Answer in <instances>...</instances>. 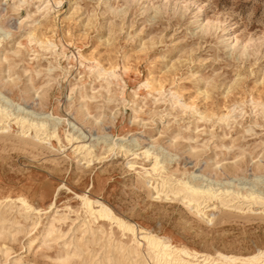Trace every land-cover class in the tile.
Masks as SVG:
<instances>
[{
    "label": "rangeland",
    "instance_id": "rangeland-1",
    "mask_svg": "<svg viewBox=\"0 0 264 264\" xmlns=\"http://www.w3.org/2000/svg\"><path fill=\"white\" fill-rule=\"evenodd\" d=\"M0 31L1 108L46 119L47 130L54 125L60 136L52 145L37 141L33 129L24 135L12 120L0 130V264H137L115 249L132 238L115 224L97 219L92 229L79 227L88 218L82 193L201 253L264 249L263 203L211 200L200 213L160 191V178L152 181L143 169L155 153L171 183L193 172L214 189L264 193V0H0ZM96 60L115 75L98 76ZM11 79L13 87L5 84ZM147 79L162 93L146 87ZM66 128L94 152H73ZM114 138L126 147L106 150ZM17 195L41 213L24 218L17 200H2ZM55 210L68 213L63 222L52 220ZM51 221L59 230L41 237Z\"/></svg>",
    "mask_w": 264,
    "mask_h": 264
},
{
    "label": "bare ground",
    "instance_id": "bare-ground-1",
    "mask_svg": "<svg viewBox=\"0 0 264 264\" xmlns=\"http://www.w3.org/2000/svg\"><path fill=\"white\" fill-rule=\"evenodd\" d=\"M43 3V2H42ZM161 7V6H160ZM48 22V21H47ZM101 25V24H100ZM208 31V30H207ZM2 32V31H0ZM4 33V32H3ZM2 33V34H3ZM27 33V32H26ZM6 35V34H5ZM29 36V35H28ZM4 37V36H3ZM34 37H30L29 41L33 40ZM103 39V38H102ZM3 40V39H2ZM235 40V39H234ZM4 41V40H3ZM38 45L40 47H48L49 45H51L49 42V44L47 43V41L42 40V39H37L36 40ZM46 47V49H47ZM73 47V46H72ZM247 48L246 44H242L240 46V51H244ZM134 49V48H133ZM53 51V50H52ZM83 51V50H82ZM65 56V55H64ZM72 57V56H71ZM96 65L98 67V76H103L104 78L107 76H114V67H104L98 60H96ZM55 68V67H54ZM47 71V69H46ZM239 77V76H238ZM15 80L11 79V80H6V85H14ZM145 86L148 87L150 90L155 91L157 94H161L162 90L160 87L155 86L154 83H152L149 79L144 81ZM105 84V83H104ZM157 84V83H156ZM83 86V85H82ZM13 87V86H12ZM198 91V90H197ZM172 97L175 96L174 94L171 95ZM40 99H41V95H39ZM0 99H7L6 95H2L0 92ZM169 99V98H168ZM176 99V98H175ZM5 101V100H3ZM8 101V100H7ZM5 104H9V103ZM10 102V101H8ZM2 103V102H1ZM36 103V102H35ZM34 103V104H35ZM128 103V102H127ZM15 104V103H14ZM169 104V103H168ZM17 105V104H16ZM15 105V106H16ZM4 106V105H3ZM1 108V104H0V130L1 133H4V129H8L10 127V121H14V123H16L19 127L22 128V133H27L28 130L33 129L34 131V135L33 138L40 140L41 142H48V144L52 145L51 140L52 139H56V141L60 142V136L58 131L52 126L50 130H47V121L46 119H43L42 117L44 116H38L39 118H42V120H38V121H33L32 120H28L27 118H25V116H22L25 112H22V115H15L12 116L7 110L9 108H7V110L5 108ZM7 106V105H6ZM9 106V105H8ZM12 106V104L10 105ZM9 106V107H10ZM18 106V105H17ZM5 107V106H4ZM16 108V107H15ZM20 108V106L18 107ZM234 108V107H233ZM264 108V107H263ZM11 109V108H10ZM21 109V108H20ZM13 111V109H12ZM14 112H16L14 110ZM17 112L19 113L20 111L17 110ZM49 112V111H48ZM27 113V111H26ZM29 113V112H28ZM27 113V115H28ZM32 114V113H31ZM47 114V113H46ZM45 114V115H46ZM197 114V113H196ZM26 115V116H27ZM12 116V117H11ZM30 116V113H29ZM32 116V115H31ZM48 116V115H46ZM227 116V115H226ZM34 118V116H32ZM50 117V116H49ZM53 117V116H52ZM225 117V116H223ZM47 118V117H45ZM36 119V117H35ZM50 119V118H49ZM56 121V124L58 125L60 123V118H53ZM52 120V121H54ZM219 120H223V118H219ZM11 121V122H12ZM49 121V120H48ZM54 121V122H55ZM51 122V120H50ZM49 122V124H50ZM52 122V123H54ZM65 122V121H64ZM68 122V121H66ZM51 123V124H52ZM55 124V123H54ZM68 126V123H66ZM71 124V122H70ZM56 126V125H55ZM70 126V125H69ZM73 127V125H71ZM50 127V126H49ZM74 127H76L74 125ZM72 129V128H71ZM74 129V128H73ZM80 129V128H79ZM78 129V130H79ZM77 130V127H76ZM32 131V132H33ZM45 134L44 137H40V134ZM65 133V139L67 144H70V147L73 149V152L79 154L82 153L81 157L83 158H87V156H89L90 154H92L94 152V146L87 144L85 142H82L81 140H79V136L82 137L80 134L79 136H75L70 130L69 128H66L64 130ZM78 133V132H76ZM83 133V132H81ZM178 133V132H177ZM6 134V133H5ZM14 134V133H13ZM79 134V133H78ZM25 135V134H24ZM84 135V133H83ZM106 135V134H104ZM4 136V135H3ZM9 136V135H8ZM32 136V135H30ZM64 136V135H63ZM85 136V135H84ZM83 136V137H84ZM102 136V135H101ZM100 136V137H101ZM109 136V135H108ZM12 137V136H11ZM24 139L26 136H22ZM8 138V137H7ZM15 138V137H14ZM113 138V137H112ZM16 139V138H15ZM29 139V138H27ZM85 139V138H84ZM107 139V138H106ZM111 139V138H110ZM123 139V138H122ZM34 140V139H33ZM101 140L103 141V139L101 138ZM109 140V139H107ZM125 140V139H124ZM22 141V140H21ZM27 141V140H26ZM96 141V140H95ZM113 141L110 144H106L105 148L106 150H111L113 147H115L114 145L118 144L117 146L119 148H125L124 145L122 143H115V138L110 140ZM135 141V140H134ZM20 142V141H19ZM25 142L22 141V143ZM33 142V141H32ZM98 142V141H97ZM107 142V141H106ZM132 142V141H131ZM21 143V144H22ZM31 143V142H30ZM36 143V142H35ZM40 143V142H39ZM36 143V144H39ZM90 143V142H89ZM29 144V143H27ZM34 144V143H33ZM35 144V145H36ZM66 144V145H67ZM41 145V144H40ZM66 145L64 147H66ZM96 145V144H95ZM133 145V144H132ZM39 146V145H38ZM43 147V146H42ZM45 148V147H44ZM145 149V148H144ZM143 149V150H144ZM49 150V149H48ZM147 150V149H145ZM126 151V150H125ZM148 151H144L143 153L148 156ZM63 153V152H62ZM153 153V152H152ZM133 154V153H132ZM142 154V153H141ZM169 154V153H168ZM137 155V154H136ZM135 155V156H136ZM158 155V154H157ZM157 155H153V163L151 164L150 167H146L143 166L142 168L145 169L146 173L150 176V178L152 179H156L160 178L161 180V190L162 192H170L173 195H180L181 199H185L186 202L192 206H194L196 208L197 212H203V207L202 203L204 204L205 202H209L211 200H219L220 203L223 202H229L232 201L233 199H237L236 201L239 200H252L251 203H263L264 204V193L260 192V191H254L251 190L250 188H248L249 190H245L244 191H240L239 189L237 190H231L229 188V186H223L220 188H216L214 189L213 187L207 185H202L200 182V180H197L198 178V174L197 173H193L191 172L190 174L186 175V172H182V176H179L177 178H175V183H171L168 181V177H164L162 176L163 173H167L163 170H165L166 165L164 164V160H158L159 158L157 157ZM93 156V155H92ZM100 156V155H99ZM134 156V158H135ZM75 158V157H74ZM89 158V157H88ZM167 159V158H166ZM169 159V158H168ZM89 160V159H88ZM172 160V159H170ZM133 161V160H132ZM163 161V162H162ZM133 162H130V164L132 165ZM167 163V162H166ZM171 164V163H170ZM174 164V163H173ZM213 164V163H212ZM258 163L256 166V169H258ZM233 169L236 170L238 169V166L235 165L233 166ZM197 174V175H196ZM174 172L170 173L168 176H173ZM201 175V174H200ZM259 176V175H258ZM256 177V176H255ZM253 177V178H255ZM149 178V177H148ZM204 178V177H203ZM252 178V179H253ZM259 178V177H258ZM257 178V179H258ZM199 179V178H198ZM256 179V178H255ZM256 179V180H257ZM229 180V179H228ZM238 180V179H237ZM261 180V179H260ZM263 180V179H262ZM261 180V181H262ZM200 181V182H198ZM204 181V179H203ZM232 181V180H229ZM258 181V180H257ZM260 181V183H261ZM149 182V181H148ZM212 182V181H211ZM225 182V181H223ZM227 182V181H226ZM210 181L207 182V184H209ZM228 183V182H227ZM226 183V184H227ZM232 182H230L231 185ZM244 183V182H243ZM251 183V182H249ZM212 184V183H211ZM219 184V183H216ZM215 184V185H216ZM222 184V183H221ZM225 184V185H226ZM254 184V183H251ZM214 184H212L213 186ZM224 185V184H223ZM237 185V184H236ZM149 186V185H148ZM238 186V185H237ZM254 186V185H253ZM157 187V186H156ZM160 187V186H159ZM254 188V187H253ZM256 189V188H255ZM258 190V189H257ZM262 190V189H261ZM155 192V191H154ZM158 192V191H157ZM159 194H161L159 192ZM77 197L80 199L81 202V206L86 214V216H88L87 219H85L83 221V223L79 224L80 226H84V229H92V224L97 220V219H102V220H107L110 224H115V226L122 232V234L125 233H129L131 235L132 238H130L131 243L130 244H126L124 242H116L115 244V249L118 250L119 256L120 257H131V259L133 258L134 263L137 264H150L149 260L152 261V263L154 264H264V255H261L262 253H264V249H258L256 252H253L251 254L248 255H233V254H224L221 252H217L215 256H211L210 254L207 253H201L198 252L194 249H190L184 245H176L173 244L170 239H168L166 236L163 235H159L156 234L154 232H152L151 230H149L146 227H143L141 225H137L135 223H131L128 222L126 220H124L123 218L117 216L113 210L103 201H101L98 198H92L90 197L87 193H82V194H77ZM179 197V198H180ZM3 201H8V202H13L15 203V200H17L18 205L17 209L20 211H22L25 214L24 218H27L31 212H34V214L37 216L40 212L39 208L34 207L31 203H29V201L24 198L23 196L17 195L15 198H11L9 196H4ZM184 201V200H183ZM233 203V202H232ZM226 204V203H225ZM9 205V204H8ZM227 205V204H226ZM55 206L54 202H50V204L47 206V209H50V207ZM8 207V206H7ZM236 207V206H235ZM241 209V208H240ZM46 210V209H45ZM44 212H47L45 211ZM51 210V209H50ZM262 210V209H261ZM264 210V209H263ZM42 211V210H41ZM22 213V214H23ZM213 213V212H212ZM33 214V215H34ZM44 214V213H43ZM57 214V215H56ZM83 214V213H82ZM205 214V213H203ZM41 215V214H40ZM68 215L67 212H62L59 213L57 210H55L54 214H53V219L57 222H63L65 220V217ZM59 216V217H58ZM35 217V216H34ZM39 216L37 217V221H38ZM5 218L3 216H0V236L3 235L4 233V222ZM22 221V220H21ZM37 221L33 220L32 224L30 226V230L35 228L37 225ZM12 223H15V221H13ZM59 224V223H58ZM96 225V224H95ZM7 226V225H6ZM109 227V226H108ZM7 229V228H6ZM71 229V228H70ZM73 229V228H72ZM18 230V229H17ZM59 230V227L56 226V223L54 221L49 222L45 228L43 229L42 233H41V237L45 238V237H49L51 236L53 233H55L56 231ZM83 230V229H81ZM73 231V230H72ZM78 232V231H77ZM15 233V232H14ZM85 234V233H84ZM110 235H111V231L109 232L108 235V240L110 239ZM11 236V235H9ZM53 236V235H52ZM75 237V236H74ZM57 238V237H56ZM7 239V238H6ZM38 239L37 235H34L32 237L29 238V242L28 244L32 245L33 243H35V241ZM72 240V239H71ZM95 241V240H94ZM42 242V241H41ZM37 243V242H36ZM66 245V243H64ZM112 244V243H111ZM29 245V246H30ZM28 246V247H29ZM73 246V245H72ZM145 247L146 250V254L142 253L143 250H141V248ZM69 249V248H68ZM103 249V248H102ZM7 254V251L6 253ZM100 254V253H98ZM73 255H78V251H74ZM118 256V257H119ZM96 261V260H95ZM99 261V260H98ZM131 261V260H130ZM109 262V261H108ZM123 262V261H122ZM12 264H21L20 260L15 259Z\"/></svg>",
    "mask_w": 264,
    "mask_h": 264
},
{
    "label": "snow or ice",
    "instance_id": "snow-or-ice-1",
    "mask_svg": "<svg viewBox=\"0 0 264 264\" xmlns=\"http://www.w3.org/2000/svg\"><path fill=\"white\" fill-rule=\"evenodd\" d=\"M261 255H264V253H262Z\"/></svg>",
    "mask_w": 264,
    "mask_h": 264
}]
</instances>
